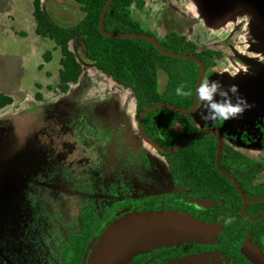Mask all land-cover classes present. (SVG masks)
<instances>
[{"label": "rangeland", "instance_id": "obj_1", "mask_svg": "<svg viewBox=\"0 0 264 264\" xmlns=\"http://www.w3.org/2000/svg\"><path fill=\"white\" fill-rule=\"evenodd\" d=\"M159 1L161 27L167 19L169 24L153 32L156 39L164 38L173 26V31H179L178 24L189 27L191 8L199 12L193 29L205 26L200 13L205 16L206 0ZM42 9L63 29L74 28L83 17L72 0H44ZM260 10L257 24L264 28ZM32 12L33 0H0V94L13 100L0 111V264H48L46 251L52 254V244L74 226L80 206L93 203L102 208L114 200L107 195L112 189L121 187L134 199L174 191L165 157L138 134L131 92L94 69L80 40L73 41L70 49L82 67V77L67 94L59 93L61 54L51 41L35 35ZM246 24L233 31L235 44L218 66L227 59L233 61L224 85L237 84L240 95L253 107L239 119L206 122L201 119L206 110L200 102L191 119L200 131L218 121L226 145L264 162V42H259L262 32L253 33L245 29ZM46 53L51 54L50 63L43 61ZM238 70L245 71L234 75ZM205 79L220 81L225 76L213 73ZM165 84L166 77L160 73L161 91ZM89 130L104 133L107 143L89 137ZM257 183L264 186V173ZM157 238L147 235L135 246ZM130 243L126 253L135 247ZM236 248L242 252L247 245L242 242Z\"/></svg>", "mask_w": 264, "mask_h": 264}, {"label": "trees", "instance_id": "obj_2", "mask_svg": "<svg viewBox=\"0 0 264 264\" xmlns=\"http://www.w3.org/2000/svg\"><path fill=\"white\" fill-rule=\"evenodd\" d=\"M43 1L33 0L35 35L51 41L61 54L60 94H67L82 77V67L70 49L73 41L80 40L84 56L94 69L118 87L131 92L137 118L144 109L152 106L167 104L183 111L193 106L199 66L191 61L166 57L152 44L142 40L103 37L99 32V23L108 0H72L83 15L80 23L72 29H63L54 24L42 9ZM136 1L113 0L104 19L103 28L107 34L154 38L132 19L131 7ZM156 40L167 52L200 60L205 65L206 73L224 60L222 53L201 48L177 33H169ZM43 61L50 63L51 54L46 53ZM160 73L166 77L162 91ZM181 85L192 95L178 96L176 89ZM12 104L10 97L0 94V111ZM212 128L218 130L219 122ZM143 129L148 139L165 149H171L184 138L200 132L191 117L180 116L166 109L147 113ZM87 134L95 140L104 139L107 143L106 135L102 132L89 130ZM217 154L218 142L214 136L199 137L187 142L175 153L163 155L173 192L134 199L121 191L120 187L107 193L114 200L102 208L93 203H84L79 208L74 226L65 229L58 243L52 244L53 253L46 251L47 263L87 264L105 231L118 221L115 217L142 202H166L171 209L183 210L203 224L217 225L219 232L214 243L202 248L216 249L225 264H251L234 251L244 240L259 249L264 258V202L252 205L242 200L233 184L217 171ZM220 166L236 180L245 196L250 199L264 197V186L257 183L264 173V162L251 160L224 143Z\"/></svg>", "mask_w": 264, "mask_h": 264}, {"label": "flooded vegetation", "instance_id": "obj_3", "mask_svg": "<svg viewBox=\"0 0 264 264\" xmlns=\"http://www.w3.org/2000/svg\"><path fill=\"white\" fill-rule=\"evenodd\" d=\"M169 206L170 204L166 202L150 204L142 202L115 217L116 220L130 218L154 223L148 234L140 233L131 241L130 244L133 246L136 241L147 235H157L158 238L152 239L144 246L136 245L129 253H126L129 246L123 247L114 264H225L216 249L202 248L203 245L212 246L219 227L203 224L185 214L183 210L171 209ZM212 229L214 233L207 239L206 235L211 234ZM242 242L247 245V248L242 250L243 253L237 248L234 251L251 264H264L262 252L247 240Z\"/></svg>", "mask_w": 264, "mask_h": 264}, {"label": "crops", "instance_id": "obj_4", "mask_svg": "<svg viewBox=\"0 0 264 264\" xmlns=\"http://www.w3.org/2000/svg\"><path fill=\"white\" fill-rule=\"evenodd\" d=\"M158 1L159 0H141L139 4L134 3L131 7L132 19L138 22L141 28L151 35L153 32L159 33L160 29H164L165 25L168 26L169 24V19H167L164 26L161 27L160 17L162 15V10L159 7ZM206 2V17L202 12L200 13V15L205 18V26H203L201 30L196 31L193 29L195 27L193 23L199 19V12L191 8L187 18L189 27L186 24L182 26L178 24L179 31H173V26L170 33L177 32V34L184 36L187 40L201 48H207L222 53L225 58L228 57V50L233 47L235 38H237V36L233 37V31L240 25L242 28L243 24L247 23L245 29L251 28L253 33L261 34L262 32V37H260L259 42H264V28L257 24V22H260L259 13L262 12L260 9L264 11V0H206ZM246 12L252 13L254 17H248ZM235 17L239 18L235 19ZM234 26L236 27L235 29ZM253 39L255 38L253 37ZM232 63L233 61L230 62L227 59L220 66L211 69L209 73L207 72L208 74L206 73V76L209 75L211 78L213 73H222L225 79H221L220 81L225 83L226 78L229 80L228 76L232 74ZM244 71L245 70H238L234 75L241 76Z\"/></svg>", "mask_w": 264, "mask_h": 264}, {"label": "water", "instance_id": "obj_5", "mask_svg": "<svg viewBox=\"0 0 264 264\" xmlns=\"http://www.w3.org/2000/svg\"><path fill=\"white\" fill-rule=\"evenodd\" d=\"M113 0H108L106 3V6L103 10L102 17L99 23V32L101 35L105 38H110V39H137V40H142L145 42H148L152 44L159 53L166 57L170 58H175V59H180V60H185V61H191L196 63L199 68H200V73L198 76L197 84H196V89L199 87L200 83L204 80V77L206 75V68L205 65L198 59L190 56H184V55H179V54H174L171 52L165 51L159 42L154 39L150 38L144 35H111L107 34L104 31L103 25H104V19L106 17V14L108 12V9L110 5L112 4ZM200 101L198 100V96L195 92V99L193 106L190 108L188 111H183L180 110L172 105H157V106H152L144 109L138 116L137 119V131L138 134L141 138V140L150 146L152 149L155 151L163 154V155H169L173 154L176 151L180 150L187 142H190L192 140H195L199 137L205 136V135H212L216 138L218 142V154H217V159H216V169L219 172L220 175L223 177L227 178L234 186L236 189L237 193L239 196L242 198V200L247 203V204H259L264 202V197L258 198V199H250L247 196L244 195V193L241 191L238 183L236 180L228 173L223 171L220 166L221 158L223 155V150H224V142L223 139L218 132L217 129L211 128L207 130H202L198 132L195 135L189 136L184 138L179 144H177L175 147L171 149H165L148 139L146 136L144 129H143V120L144 117L147 113L154 111V110H160V109H166L170 110L180 116L184 117H191L198 109ZM152 228L151 224L148 223H132L128 221L127 218H123L115 223H113L109 228L105 231L103 238L97 243L95 248L93 249L88 263L87 264H114V261L119 258L121 255V250L123 247L128 246L129 243L140 233H148Z\"/></svg>", "mask_w": 264, "mask_h": 264}, {"label": "clouds", "instance_id": "obj_6", "mask_svg": "<svg viewBox=\"0 0 264 264\" xmlns=\"http://www.w3.org/2000/svg\"><path fill=\"white\" fill-rule=\"evenodd\" d=\"M184 89L185 86L181 85L176 89V94L182 97L192 95L191 91H185ZM196 94L198 100L203 102L206 110L201 113V119L206 122L239 119L247 110L253 107L246 98L240 95L237 84L225 86L222 81L205 79L196 89ZM233 97H235V101Z\"/></svg>", "mask_w": 264, "mask_h": 264}]
</instances>
